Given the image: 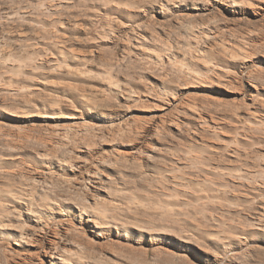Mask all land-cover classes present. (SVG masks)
<instances>
[{
	"label": "rangeland",
	"instance_id": "374dc122",
	"mask_svg": "<svg viewBox=\"0 0 264 264\" xmlns=\"http://www.w3.org/2000/svg\"><path fill=\"white\" fill-rule=\"evenodd\" d=\"M201 32L205 55L195 58L190 44ZM224 43L245 45L248 57H233ZM151 47L199 69L210 62L214 76L183 80L174 61L154 63ZM64 59L73 68L53 65ZM58 102L75 115L23 116ZM0 123L1 186L28 188L32 180L18 172L37 169L43 202L98 198L113 219L181 243L67 229L75 217L54 211L46 227H31L46 241L60 230L58 249L84 244L91 264H264V0H0ZM74 125V138L55 153L41 139ZM22 130L32 138L8 147L9 133ZM7 240L1 264L8 247L15 264H51L38 244Z\"/></svg>",
	"mask_w": 264,
	"mask_h": 264
},
{
	"label": "bare ground",
	"instance_id": "6f19581e",
	"mask_svg": "<svg viewBox=\"0 0 264 264\" xmlns=\"http://www.w3.org/2000/svg\"><path fill=\"white\" fill-rule=\"evenodd\" d=\"M234 2H244L245 0H233ZM254 3V2H253ZM249 4V3H248ZM243 5V4H242ZM18 14V13H17ZM112 28V27H111ZM114 32V31H113ZM192 32V31H191ZM192 34V33H191ZM198 34V33H197ZM206 33L203 32L199 33L195 38L194 41H192L193 45L190 44V52L193 55V57L195 58H202L204 57V50L202 51V40L201 37L202 35L204 37H206L205 35ZM191 36V35H190ZM112 38V37H111ZM221 43V42H220ZM150 44V43H149ZM140 48L144 49V44L143 43H139ZM225 50L229 51L231 53V55L233 57H238V56H242V57H248L249 55V51L248 48L245 45H240V46H234L233 44H229V43H224L223 44ZM147 53L152 56L154 63L158 64H162L164 60H169V61H174V67L178 70V72L180 73V77L183 80L189 81L190 83H198V82H208L209 80L212 78V76H214L213 74L215 73V68L211 65V63L209 62V65L206 66L203 69H199L194 67L193 61H190L188 59H182V61L180 63L176 62L175 59V54L171 51V49H165V50H158L156 47L153 48H145ZM196 49V50H193ZM159 51V52H158ZM60 52V51H59ZM251 53V52H250ZM62 54V53H61ZM68 54V53H67ZM62 56V55H61ZM65 56V55H64ZM75 58V57H74ZM71 62V61H70ZM82 62V61H81ZM80 62V63H81ZM55 67H67V68H73V66H71V64L64 59L63 61L61 60L60 63H54L53 64ZM84 65V64H83ZM192 65V66H190ZM77 67V66H75ZM197 67H201V66H197ZM47 68V67H46ZM15 69V68H14ZM30 69V68H29ZM78 69V68H76ZM81 69V68H80ZM91 70V68L89 69V71ZM13 71V70H12ZM77 75H82V74H87L86 69H81V70H77ZM166 72V71H165ZM91 73V72H90ZM72 74V73H71ZM49 75V74H48ZM55 75V74H54ZM94 75V74H93ZM219 75V74H218ZM76 77V76H75ZM178 77V76H177ZM49 78V77H48ZM84 78V77H83ZM87 79V78H86ZM76 80V79H75ZM8 81V80H7ZM28 81V80H27ZM31 81V80H30ZM212 81V80H211ZM18 82V81H17ZM50 82V80H49ZM14 83V82H13ZM17 84V83H15ZM31 84V83H30ZM26 85V84H25ZM13 86V85H12ZM24 86V85H23ZM32 86V85H31ZM195 86V85H194ZM164 87V85H163ZM169 87V86H168ZM32 88V87H31ZM115 88V87H114ZM14 89V88H13ZM110 89V88H109ZM28 90V88H27ZM31 91V90H30ZM11 92V91H10ZM72 92V91H71ZM37 93V92H36ZM63 94V93H61ZM65 94V93H64ZM164 94V93H163ZM75 95V94H74ZM160 95V93H159ZM169 97L170 95L173 97H176V93L175 91L170 92L168 91ZM180 95V94H179ZM30 96V95H29ZM163 96V95H162ZM166 97V94L164 95ZM77 97V96H76ZM51 98V97H50ZM171 98V97H170ZM170 98H165L166 100H172ZM59 99V98H58ZM140 99V98H139ZM176 99V98H175ZM140 101V100H139ZM43 102V101H42ZM167 102V101H166ZM193 102V101H192ZM170 103V102H169ZM197 103V102H196ZM190 104V103H189ZM57 105V106H56ZM56 105H52V104H45V103H39L36 104V107H38V109L34 108V107H30L25 113H24V117H31L32 115H34V113L36 114H41L44 117H62V114H64V109L63 110V106H61V103H57ZM60 105V106H58ZM31 106V105H30ZM35 106V105H34ZM79 106V105H78ZM195 106V105H194ZM7 107V106H6ZM77 107V105H76ZM186 107V106H185ZM188 107V106H187ZM86 108V107H85ZM92 108V107H91ZM193 108V107H192ZM195 108V107H194ZM8 109V108H7ZM93 109V108H92ZM4 110V109H3ZM21 110V109H20ZM196 110V109H194ZM87 111V110H86ZM90 111V110H89ZM13 113V112H12ZM97 113V112H96ZM14 114V113H13ZM67 114L70 118L71 116H74L75 113H65ZM77 114V113H76ZM198 118L200 120H204L205 117H203L202 113H200L199 111L196 112ZM78 115V114H77ZM35 116V115H34ZM66 116V115H64ZM89 117V116H88ZM35 118V117H34ZM68 118V117H66ZM142 118V117H140ZM32 119V118H31ZM145 120V119H144ZM143 121V120H142ZM163 121V120H162ZM68 122V121H67ZM80 122V121H79ZM138 122V121H137ZM1 124V123H0ZM65 124V123H64ZM74 124V123H73ZM80 124V123H79ZM91 124V123H90ZM93 125V124H92ZM92 125H88L87 123L80 125L82 128L83 127H89V129L91 130ZM95 125V124H94ZM109 125V124H108ZM137 126L135 128L137 129H141L142 131L144 129H146L148 126L145 123H138L136 124ZM79 126V125H76ZM74 125V127H69V126H65V127H58V128H52L51 127V132H49L46 137L41 138V139H45L43 140L48 147H50L49 149L52 150L55 153V148H57L58 150V145L61 146V144H67L70 143L71 139H73V133H74V128L76 127ZM180 126V125H178ZM106 127V126H105ZM13 128V127H12ZM77 129H79V127H76ZM75 128V129H76ZM82 128H80L82 130ZM161 128V127H159ZM76 129V130H77ZM140 130V131H141ZM155 130V129H154ZM34 131V130H33ZM73 131V133H72ZM79 131V130H78ZM87 131V129H86ZM95 131V130H94ZM97 131V130H96ZM158 131V130H156ZM0 132H4V128H2L0 126ZM48 132V131H47ZM77 132V131H76ZM81 132V131H79ZM138 132V131H137ZM144 132V131H143ZM0 133V134H1ZM7 133V132H6ZM9 133V132H8ZM98 133V132H97ZM141 133V132H140ZM4 135V133H2ZM1 134V136H2ZM33 134V133H32ZM32 134L30 132H20V133H16V132H11L6 135L10 136V138L4 137V140L6 138L7 140V144L8 147H12L16 146L19 143V139L20 138H29L32 136ZM5 136V135H4ZM44 136V135H42ZM41 136V137H42ZM77 136V135H75ZM119 136V134H118ZM152 137V136H151ZM3 138V137H2ZM32 138V137H31ZM37 138V137H36ZM78 138V137H77ZM116 138V137H115ZM40 139V138H39ZM37 138V140H39ZM29 140V139H28ZM36 140V139H35ZM87 140V139H86ZM22 141V140H21ZM41 141V140H39ZM83 141V140H82ZM44 143V144H45ZM20 145H22L21 143H19ZM84 144V143H82ZM75 146V145H74ZM7 147V148H8ZM153 147V146H152ZM20 148V146H19ZM88 148V146H87ZM150 148V147H149ZM5 149V148H4ZM11 149V148H8ZM47 150V149H45ZM47 152V151H46ZM44 153H42L43 155ZM47 154H52V153H48ZM45 154V155H47ZM58 154V153H57ZM56 154V155H57ZM9 155V154H8ZM151 155V154H150ZM41 156V155H40ZM44 156V155H43ZM50 155H48V157H46L47 159L49 158ZM82 156V155H81ZM39 157V156H38ZM42 157V156H41ZM40 157V158H41ZM45 157V156H44ZM44 157L41 158V160H44ZM51 158V156H50ZM33 159V158H32ZM35 160V159H34ZM40 160V159H39ZM41 160L39 162H41ZM50 160V159H48ZM47 160V161H48ZM17 162V161H16ZM19 162V161H18ZM38 162V163H39ZM45 162V161H44ZM59 162V160L57 161ZM56 162V163H57ZM63 162V161H62ZM10 163V162H9ZM14 163V161H13ZM46 163V162H45ZM50 161L47 163L49 165ZM41 164V163H40ZM39 164V166H40ZM55 164V163H54ZM53 164V166H54ZM45 165V164H44ZM59 165V164H58ZM62 165V164H61ZM7 166V165H6ZM9 166V165H8ZM65 166V164H64ZM13 167V166H12ZM26 167V166H25ZM42 167V166H41ZM1 168V167H0ZM16 169V168H15ZM21 169V168H20ZM27 170H23L20 171V173L18 172V174H22L23 178L28 177L29 179L32 180L31 182V186H29L28 188L25 189H10L7 187L5 188L4 185L1 186L0 184V238H3L5 240H10L12 242L18 243V247H31L32 245H36L38 244V253H40L41 251L44 252V255H46L48 257V260L50 261L51 264H91L90 261H88L85 258V255H83L81 246L83 247L82 244L78 245H73V248H60L57 246L59 243H61L58 239L61 238L59 236L60 234V230L58 229H53L54 231V236L55 238H51L49 240H43L42 238L38 237L36 230L32 229V225L35 223H39V224H43L42 226L46 227L47 224H49V221H43L44 217L47 218L48 217H54V213L59 211L60 214H67L66 216L70 215L71 217H75V219L77 220V222L74 223H70L67 227V229L72 228L74 230H78L81 229L83 226H88L89 230L97 235V236H109L112 234H116L117 237H124L127 240H134L137 241V243L139 244H143V243H149L151 245H155V244H159V242L161 241H168L170 243H173V239H168L166 237H164L163 235L160 234H147L144 231H137L133 228H131V226L121 223L115 219L112 218L111 214L107 213V207L110 208V205L105 206L104 204H102L101 199L98 200L97 199H92V200H88L86 202L80 203V202H76L74 204V202L71 204L70 201L68 203L62 200H56V203H48L47 202H43L44 200H42L41 198H37V185H38V180H39V174L41 173V171H37L36 170H31L29 171L28 168H26ZM4 170V169H3ZM19 170V169H18ZM40 170V169H39ZM8 171V170H6ZM12 172H14L12 170ZM11 172V173H12ZM7 173V172H6ZM9 173V172H8ZM10 174V173H9ZM13 174V173H12ZM101 172L100 171H95L93 175L95 176H101ZM90 175V174H89ZM21 177V175H20ZM101 178V177H100ZM18 179V178H17ZM91 179V178H90ZM21 180V179H20ZM98 180V179H97ZM8 181V180H7ZM22 181H26L22 179ZM6 183V182H5ZM8 183V182H7ZM4 184V183H3ZM20 184V183H19ZM91 183L86 184L85 188L86 191H90L92 189V187L90 186ZM10 187L12 188L11 184ZM22 187V186H21ZM20 187V188H21ZM87 192V193H88ZM92 193V192H91ZM41 196V195H40ZM50 198V197H49ZM60 199V198H59ZM62 199V198H61ZM65 200V199H64ZM111 203V202H110ZM109 204V203H108ZM107 205V204H106ZM113 207V206H111ZM116 208V207H115ZM55 211V212H54ZM115 216V215H114ZM56 217V216H55ZM50 218V220H51ZM75 224H80L82 227H78V225L76 226ZM85 226V227H86ZM42 227V229H44ZM50 227V226H49ZM48 227V228H49ZM55 228V227H54ZM59 228V227H57ZM84 228V227H83ZM66 229V228H65ZM84 230V229H83ZM81 231V230H80ZM62 232V231H61ZM81 233V232H80ZM62 234V233H61ZM79 234V233H78ZM84 234V233H83ZM82 234V235H83ZM186 235V234H185ZM41 236V235H40ZM113 236V235H112ZM182 236V235H181ZM110 237V236H109ZM184 237V236H183ZM63 238V237H62ZM61 238V239H62ZM7 240V241H8ZM64 240V239H63ZM89 240V239H88ZM176 240V239H175ZM3 241V240H2ZM69 242V241H67ZM76 242V241H75ZM74 242V243H75ZM182 242V240H181ZM77 243V242H76ZM88 243V242H87ZM91 244V243H90ZM174 245L180 247L179 245H181L180 242L178 243H173ZM60 245V244H59ZM86 245V244H85ZM130 245V244H129ZM161 245V244H160ZM187 247V246H186ZM13 247H8L5 249V254L8 257V262H6L7 264H15V257L16 254L13 256V252H15L13 249ZM84 248V247H83ZM87 248V247H85ZM181 249V248H180ZM17 251H20L18 249H15ZM85 250V249H84ZM88 251V250H87ZM90 251V250H89ZM88 252H86L87 254ZM43 254V253H42ZM31 257V256H30ZM39 257V256H38ZM41 259H39V262H42L43 258L40 257ZM22 259V258H21ZM24 259V258H23ZM91 260V259H89ZM7 261V260H6ZM1 264V263H0Z\"/></svg>",
	"mask_w": 264,
	"mask_h": 264
}]
</instances>
